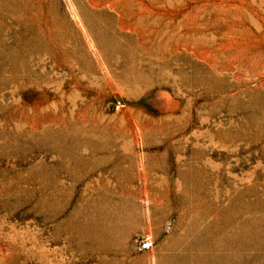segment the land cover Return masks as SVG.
Wrapping results in <instances>:
<instances>
[{
  "label": "rangeland",
  "instance_id": "374dc122",
  "mask_svg": "<svg viewBox=\"0 0 264 264\" xmlns=\"http://www.w3.org/2000/svg\"><path fill=\"white\" fill-rule=\"evenodd\" d=\"M0 264H264V0H0Z\"/></svg>",
  "mask_w": 264,
  "mask_h": 264
}]
</instances>
